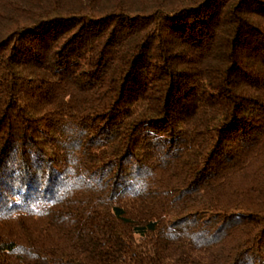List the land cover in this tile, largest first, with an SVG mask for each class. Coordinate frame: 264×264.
Masks as SVG:
<instances>
[{
	"label": "trees",
	"instance_id": "obj_1",
	"mask_svg": "<svg viewBox=\"0 0 264 264\" xmlns=\"http://www.w3.org/2000/svg\"><path fill=\"white\" fill-rule=\"evenodd\" d=\"M0 264H264V0H0Z\"/></svg>",
	"mask_w": 264,
	"mask_h": 264
}]
</instances>
